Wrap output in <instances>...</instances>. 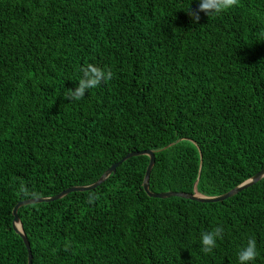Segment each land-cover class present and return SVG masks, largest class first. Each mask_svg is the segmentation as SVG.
<instances>
[{"label": "trees", "instance_id": "1", "mask_svg": "<svg viewBox=\"0 0 264 264\" xmlns=\"http://www.w3.org/2000/svg\"><path fill=\"white\" fill-rule=\"evenodd\" d=\"M198 3L0 0V264H27L16 204L92 185L131 152H154L152 193L220 196L264 168V0L193 23ZM87 64L113 79L65 98ZM148 162L19 208L32 264H239L250 238L264 264V178L220 202L158 199Z\"/></svg>", "mask_w": 264, "mask_h": 264}, {"label": "clouds", "instance_id": "2", "mask_svg": "<svg viewBox=\"0 0 264 264\" xmlns=\"http://www.w3.org/2000/svg\"><path fill=\"white\" fill-rule=\"evenodd\" d=\"M239 6V0H199L198 7L195 10L189 8L186 12L192 18L193 23H199L200 13L212 16L218 15L222 12L228 11L233 7ZM82 75L74 89H69L65 95V98L69 100H81L86 92L90 89L97 88L102 82L107 83L113 79V73L111 69H103L93 64H87L80 69ZM20 193L24 197H38V193L30 192L27 187L21 182L19 187ZM197 193V192H196ZM97 197L90 194L88 197V203H93ZM223 227H216L212 231H206L201 233V251L205 254H210L217 247V239L223 238ZM258 256L257 245L255 238H250L247 241L246 246L241 248L238 252L239 264H250L255 261Z\"/></svg>", "mask_w": 264, "mask_h": 264}, {"label": "water", "instance_id": "3", "mask_svg": "<svg viewBox=\"0 0 264 264\" xmlns=\"http://www.w3.org/2000/svg\"><path fill=\"white\" fill-rule=\"evenodd\" d=\"M137 156H147L149 159V162H148V165L146 168V172L144 175L142 187H143L145 194L151 198L166 199V198H171V197H177V198H182V199H186V200L197 201L200 203L220 202V201H223L227 198L234 196L235 194H237L240 191L254 185L256 182H258L264 178V168H263L257 174H255L252 178L244 181L243 183H241L240 185L231 189L227 193L222 194L220 196H215V197L203 196V195H200L199 193H196V192L193 194H185V193H181V192L152 193L149 190V176H150L151 170H152V168L154 166V162H155L154 152L149 151V150L148 151H141V152H131V153L127 154L126 156H124L119 162L111 165L103 173V175L92 185L80 186V187H71V188L62 191L61 193H59L53 197L29 199V200H25V201H22V202H19L18 204H16V206L12 210V215H13L12 226H13L14 232L21 237V239L23 240L24 245L26 247L27 254H28L27 264H32V254H31L29 242L27 241V238L23 232L22 225L20 223V220H19V217L17 214L19 208L30 205V204L53 202V201L62 199L63 197H65L66 195H68L69 193H72V192H84V191L93 190L96 187L100 186L102 183H104L112 174H114L116 171V168L119 165H121L123 162L127 161L128 159H130L132 157H137Z\"/></svg>", "mask_w": 264, "mask_h": 264}]
</instances>
